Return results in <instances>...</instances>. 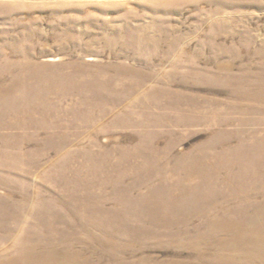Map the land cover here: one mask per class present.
<instances>
[{
	"label": "rangeland",
	"instance_id": "374dc122",
	"mask_svg": "<svg viewBox=\"0 0 264 264\" xmlns=\"http://www.w3.org/2000/svg\"><path fill=\"white\" fill-rule=\"evenodd\" d=\"M7 70L1 88L31 80L0 131V261L38 235L92 264L192 263L228 194L211 155L264 157V0H0Z\"/></svg>",
	"mask_w": 264,
	"mask_h": 264
},
{
	"label": "bare ground",
	"instance_id": "6f19581e",
	"mask_svg": "<svg viewBox=\"0 0 264 264\" xmlns=\"http://www.w3.org/2000/svg\"><path fill=\"white\" fill-rule=\"evenodd\" d=\"M8 69L12 68L8 67ZM7 71L9 72V70ZM8 72L0 73V79L9 76V74L12 75ZM23 78L12 79V84L0 87V131L21 124V116L25 110L22 111L19 104L17 105L18 102L12 100H15L18 94L27 98L26 95L30 91L26 88L25 82L31 79L26 77L24 80ZM20 79L24 81L21 82ZM8 100L11 102L9 101V103ZM239 146L240 149L228 151L227 154H212L208 170L203 169L206 173L216 174L219 172L217 169V165H219L222 168V173L225 174L222 188H226L228 194L221 206L215 205V209L212 207L214 211H207L202 215L210 223L212 235L211 237L204 235L207 238L206 242H195L194 249L197 256L195 261L189 264H207L202 255L206 252L205 248L209 247L212 249L213 264H264V157L262 160L257 158V161L255 159H251V161L248 157L253 156L241 151L243 147ZM183 172L191 175L197 173L191 166H184ZM253 193H260L261 196L257 199H254L253 196V199L247 202L243 200L244 196L253 195ZM191 197H184L185 199L180 200L179 204L186 205L187 202H190ZM174 202L167 196L159 201L157 206L172 209V206L176 205ZM172 210L176 211L177 209ZM52 238L53 236L43 238L44 242L38 235L21 239V248L15 250L18 255L0 261V264H92L84 251L75 250L74 244L66 243L65 248L59 247V249L55 246L56 243H53ZM200 244L203 246L202 251H200ZM61 245L59 244V246ZM122 250L121 248L117 251L109 249L107 251L108 254H111L109 261L124 262L126 254L122 255ZM5 253L4 249L0 250V255ZM144 260L147 262L140 261V264L153 262L152 259ZM153 263L183 264L181 261H154Z\"/></svg>",
	"mask_w": 264,
	"mask_h": 264
}]
</instances>
